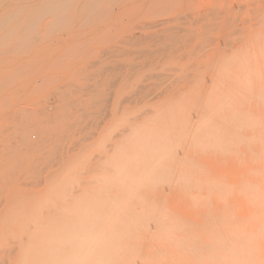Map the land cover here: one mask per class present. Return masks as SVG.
<instances>
[{
    "label": "bare ground",
    "instance_id": "1",
    "mask_svg": "<svg viewBox=\"0 0 264 264\" xmlns=\"http://www.w3.org/2000/svg\"><path fill=\"white\" fill-rule=\"evenodd\" d=\"M66 1L0 0V27L10 24L4 38L28 37L33 2L55 14ZM121 7L98 28L118 27ZM127 36L121 42L132 39ZM153 38L152 46L138 50L149 57L146 64L169 49L159 44L168 37ZM256 45L245 43L235 56L218 60L187 59L175 73L157 74L158 82L136 80L123 97L125 108L134 109L118 121L115 155L97 154L90 164L91 172L101 170L87 181L95 190L76 195L65 190L70 179L62 177L38 203L48 208L9 212L2 264H264V45ZM139 64L128 63L123 77L138 73ZM35 128L38 141L21 129L28 152L49 137L47 128ZM101 139L91 144L96 150ZM53 150L67 159L58 172L78 166L81 151L60 144ZM53 193L60 201H51Z\"/></svg>",
    "mask_w": 264,
    "mask_h": 264
},
{
    "label": "rangeland",
    "instance_id": "2",
    "mask_svg": "<svg viewBox=\"0 0 264 264\" xmlns=\"http://www.w3.org/2000/svg\"><path fill=\"white\" fill-rule=\"evenodd\" d=\"M95 1L67 0L57 6L55 14L42 10L33 2L32 29L28 37L6 39L4 33L10 24L0 27V259L5 245L3 223L5 221L7 229L8 218L14 212L48 208H37L38 203L44 191L62 177L70 179L65 190L70 189L76 195L94 184L93 180L92 184L87 182L90 174L98 176L101 170L91 172L90 164L97 160V154L115 155L121 118L131 115L134 109L125 108L127 103L123 97L136 80L158 82L160 73H175L176 67L188 60H218L235 56V50L245 43H256L257 47L264 45V0H97L94 7L86 6ZM116 3L122 5L118 27L112 32L98 28L107 17L117 15ZM128 34L132 39L121 42ZM153 36L170 37L162 38L159 43L164 42L169 49L152 55L146 64L149 57L140 56L142 53L138 50L152 46ZM81 38H84L82 42ZM142 59L147 61L141 64ZM128 63H140L136 68L139 72L123 77ZM36 126L47 128L49 137L38 149L28 152L21 143V129L26 128L32 140L38 141L40 132ZM100 135L103 145L96 150L91 144ZM58 144L74 148L76 154L81 151L78 166L69 169L73 173L58 172L63 168L62 162L67 160L53 150ZM50 199L60 201V196L53 193Z\"/></svg>",
    "mask_w": 264,
    "mask_h": 264
}]
</instances>
